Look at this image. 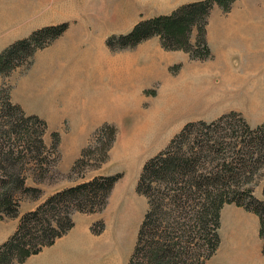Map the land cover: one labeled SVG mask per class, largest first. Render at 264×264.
<instances>
[{
	"label": "rangeland",
	"instance_id": "1",
	"mask_svg": "<svg viewBox=\"0 0 264 264\" xmlns=\"http://www.w3.org/2000/svg\"><path fill=\"white\" fill-rule=\"evenodd\" d=\"M183 1L0 0V51L40 26L68 23L25 62L0 74V99L45 121L46 146L56 142L52 133L57 136L43 177L28 172L24 180L38 195L18 196L17 216L2 218L6 229L67 184L118 174L103 206L79 213L88 214L91 230L103 241V264L107 257L110 264H126L146 207L136 191L142 163L187 121H209L230 110L250 126L264 121V0H236L227 10L213 6L206 26L210 56L204 60L189 56L200 47L190 53L166 50L157 36L122 49L105 46L108 36ZM125 60L134 65L123 62V71L115 68L117 81L111 79L113 63ZM143 66L148 77L142 76ZM263 174L247 184L262 201ZM241 230L220 226L226 235Z\"/></svg>",
	"mask_w": 264,
	"mask_h": 264
},
{
	"label": "trees",
	"instance_id": "2",
	"mask_svg": "<svg viewBox=\"0 0 264 264\" xmlns=\"http://www.w3.org/2000/svg\"><path fill=\"white\" fill-rule=\"evenodd\" d=\"M233 1L182 3L167 14L138 20L125 33L108 36L105 46L122 49L157 36L166 50L190 53L200 47L201 51L189 54L190 58L207 59L209 12L213 6L227 10ZM67 25L65 21L43 25L11 41L0 51V74L25 62ZM45 130L42 118L25 113L7 98L0 99V219L17 216L19 195H38L39 189L25 185L24 180L28 172L42 178L47 170L57 136L52 133L56 142L46 146ZM262 170L264 121L250 126L240 113L230 110L209 121L183 123L166 145L141 165L136 191L145 198L146 207L126 264H205L218 243L219 209L225 203L257 215L264 251V201L254 198L247 187ZM118 177L95 175L54 191L24 212L0 243V264L18 262L53 242L72 226L74 211L100 209Z\"/></svg>",
	"mask_w": 264,
	"mask_h": 264
},
{
	"label": "crops",
	"instance_id": "3",
	"mask_svg": "<svg viewBox=\"0 0 264 264\" xmlns=\"http://www.w3.org/2000/svg\"><path fill=\"white\" fill-rule=\"evenodd\" d=\"M190 1L196 0H185L182 3ZM235 1L236 0H234L231 4H233ZM206 26L205 40L207 43L208 41ZM123 62H129V64H124V67L127 65H134L132 61L127 60L122 61L119 66L114 62L112 65L113 67L109 69V77L111 79L115 78V80L117 81L118 72L115 71V68L122 69ZM147 66H149V64ZM142 68H144L142 76L148 77L149 73L145 70V66H143ZM75 155L76 154L74 152L73 157H75ZM73 184H67L62 188ZM85 215L88 214L73 212L71 215L73 224L65 233L56 237L50 244L42 246L36 253L29 254L22 260L13 264H103V241L97 233H94L91 230V220L87 219ZM3 219H0V243L8 237V235L15 229L16 226L15 222V224H13L11 228L6 229ZM222 224H234L237 229H239L241 226V233L226 235L224 232L220 231V226ZM217 237L218 243L216 249L213 254L206 260L205 264H264L262 238L259 234V219L255 213L247 211L241 206H238L234 203L223 204L219 209ZM105 264H110L108 257L105 261Z\"/></svg>",
	"mask_w": 264,
	"mask_h": 264
},
{
	"label": "bare ground",
	"instance_id": "4",
	"mask_svg": "<svg viewBox=\"0 0 264 264\" xmlns=\"http://www.w3.org/2000/svg\"><path fill=\"white\" fill-rule=\"evenodd\" d=\"M128 142H130V145H129V149H130V154L128 153V155H130L129 157L132 158L133 156H131V151H132V148H133V143L131 140H128Z\"/></svg>",
	"mask_w": 264,
	"mask_h": 264
}]
</instances>
